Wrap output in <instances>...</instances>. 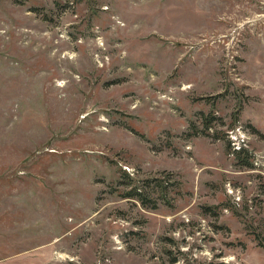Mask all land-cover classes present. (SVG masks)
<instances>
[{
  "label": "rangeland",
  "instance_id": "obj_1",
  "mask_svg": "<svg viewBox=\"0 0 264 264\" xmlns=\"http://www.w3.org/2000/svg\"><path fill=\"white\" fill-rule=\"evenodd\" d=\"M0 264H264V0H0Z\"/></svg>",
  "mask_w": 264,
  "mask_h": 264
},
{
  "label": "built area",
  "instance_id": "obj_2",
  "mask_svg": "<svg viewBox=\"0 0 264 264\" xmlns=\"http://www.w3.org/2000/svg\"><path fill=\"white\" fill-rule=\"evenodd\" d=\"M227 135L234 150L238 151L247 148L249 137L241 125L229 129Z\"/></svg>",
  "mask_w": 264,
  "mask_h": 264
},
{
  "label": "trees",
  "instance_id": "obj_3",
  "mask_svg": "<svg viewBox=\"0 0 264 264\" xmlns=\"http://www.w3.org/2000/svg\"><path fill=\"white\" fill-rule=\"evenodd\" d=\"M232 146V145H231ZM233 149V148H232ZM235 153H237V156L239 155V156H242L244 153H246L247 154V150H246V148H244V149H242V150H235ZM248 155V154H247ZM252 165V163L251 162H248V165Z\"/></svg>",
  "mask_w": 264,
  "mask_h": 264
}]
</instances>
